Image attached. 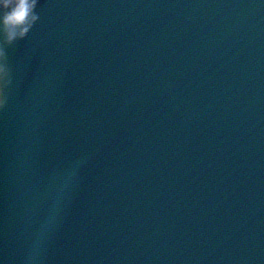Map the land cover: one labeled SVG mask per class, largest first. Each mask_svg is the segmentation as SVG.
<instances>
[{
    "label": "water",
    "instance_id": "obj_1",
    "mask_svg": "<svg viewBox=\"0 0 264 264\" xmlns=\"http://www.w3.org/2000/svg\"><path fill=\"white\" fill-rule=\"evenodd\" d=\"M36 13L4 45L0 264H264V0Z\"/></svg>",
    "mask_w": 264,
    "mask_h": 264
},
{
    "label": "clouds",
    "instance_id": "obj_2",
    "mask_svg": "<svg viewBox=\"0 0 264 264\" xmlns=\"http://www.w3.org/2000/svg\"><path fill=\"white\" fill-rule=\"evenodd\" d=\"M38 3L39 0H0V33L4 38L0 43V109L6 103L4 88L11 82L4 45L28 34L40 19L36 13Z\"/></svg>",
    "mask_w": 264,
    "mask_h": 264
}]
</instances>
